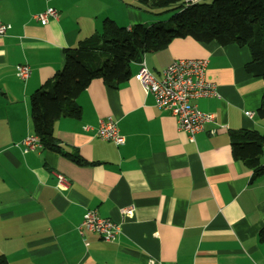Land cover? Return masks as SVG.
Here are the masks:
<instances>
[{
    "label": "crops",
    "instance_id": "obj_1",
    "mask_svg": "<svg viewBox=\"0 0 264 264\" xmlns=\"http://www.w3.org/2000/svg\"><path fill=\"white\" fill-rule=\"evenodd\" d=\"M48 8L59 18L42 26L34 16ZM106 19L127 29L158 21L131 0H0V21L11 25L0 37V256L10 264H264V176L252 181L229 138L240 129L264 133L257 115L264 81L246 72V48L177 39L144 57L156 77L179 59L208 61L217 96L195 103L215 123L194 142L141 87L136 63L117 88L92 81L77 100L80 118L56 120L60 152H24L23 140L34 135L31 95ZM23 63L31 68L26 81L16 75ZM108 119L123 145L83 129ZM58 174L68 189L57 188ZM88 211L118 225L114 241L80 234Z\"/></svg>",
    "mask_w": 264,
    "mask_h": 264
},
{
    "label": "trees",
    "instance_id": "obj_2",
    "mask_svg": "<svg viewBox=\"0 0 264 264\" xmlns=\"http://www.w3.org/2000/svg\"><path fill=\"white\" fill-rule=\"evenodd\" d=\"M131 6L149 15H176L173 23L158 20L130 29L106 19L100 33L65 52L63 69L30 97L34 135L44 149L60 152L55 122L60 117L80 118L77 100L92 81L102 80L117 88L130 79L132 64L168 48L177 39L246 48L251 56L246 72L264 81V0H201L189 5L185 0H131ZM257 115L264 119V91ZM229 138L233 159L252 172V181L263 177L264 133L240 129L231 131ZM258 237L264 242V227ZM0 264L10 263L0 256Z\"/></svg>",
    "mask_w": 264,
    "mask_h": 264
},
{
    "label": "built area",
    "instance_id": "obj_3",
    "mask_svg": "<svg viewBox=\"0 0 264 264\" xmlns=\"http://www.w3.org/2000/svg\"><path fill=\"white\" fill-rule=\"evenodd\" d=\"M201 0H185L186 4H195ZM59 14L53 8L34 16V19L42 26L49 24L51 20H58ZM11 29V25L0 21V37ZM208 61L205 59H179L167 66L156 77L147 67L143 59L139 63L137 81L145 92L155 99L157 108L166 112L176 120L178 130L188 135L194 142L197 134L205 130L209 124L215 123L213 114L202 112L196 105L200 99L217 96L216 86L206 79ZM16 75L22 81L31 76V68L28 64H20L16 67ZM247 117H253L254 113L247 112ZM84 131L91 132L93 137L113 142L117 146L125 143V138L120 135L118 124L112 119L100 121L97 127L84 126ZM213 130L211 133H215ZM24 152L43 149L39 139L35 135L27 136L22 142ZM57 188L68 189L70 181L62 174L57 175ZM127 216L132 215V209L124 210ZM97 233L103 240L112 242L119 233V227L110 219L100 217L96 211H88L78 231L81 235L84 231ZM154 264V261H150Z\"/></svg>",
    "mask_w": 264,
    "mask_h": 264
},
{
    "label": "rangeland",
    "instance_id": "obj_4",
    "mask_svg": "<svg viewBox=\"0 0 264 264\" xmlns=\"http://www.w3.org/2000/svg\"><path fill=\"white\" fill-rule=\"evenodd\" d=\"M206 2L210 3L211 0H205ZM176 15V12H162L160 15H151L153 16L156 20H160L164 23H173L174 22V17Z\"/></svg>",
    "mask_w": 264,
    "mask_h": 264
}]
</instances>
